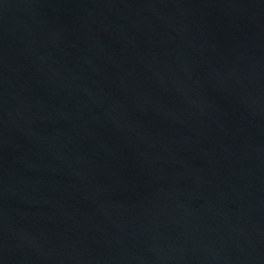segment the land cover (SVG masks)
I'll return each mask as SVG.
<instances>
[{"label":"water","instance_id":"water-1","mask_svg":"<svg viewBox=\"0 0 264 264\" xmlns=\"http://www.w3.org/2000/svg\"><path fill=\"white\" fill-rule=\"evenodd\" d=\"M0 264H264V0H0Z\"/></svg>","mask_w":264,"mask_h":264}]
</instances>
